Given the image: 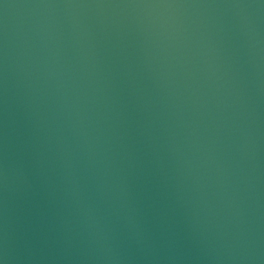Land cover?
I'll return each instance as SVG.
<instances>
[{
    "label": "water",
    "instance_id": "95a60500",
    "mask_svg": "<svg viewBox=\"0 0 264 264\" xmlns=\"http://www.w3.org/2000/svg\"><path fill=\"white\" fill-rule=\"evenodd\" d=\"M0 264H264V0H0Z\"/></svg>",
    "mask_w": 264,
    "mask_h": 264
}]
</instances>
